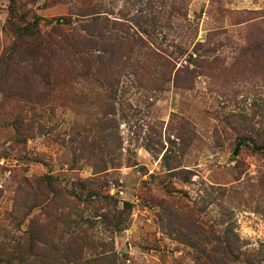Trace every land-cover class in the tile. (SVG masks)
Listing matches in <instances>:
<instances>
[{
    "label": "rangeland",
    "instance_id": "rangeland-1",
    "mask_svg": "<svg viewBox=\"0 0 264 264\" xmlns=\"http://www.w3.org/2000/svg\"><path fill=\"white\" fill-rule=\"evenodd\" d=\"M73 238L264 264V0H0V264Z\"/></svg>",
    "mask_w": 264,
    "mask_h": 264
},
{
    "label": "trees",
    "instance_id": "trees-1",
    "mask_svg": "<svg viewBox=\"0 0 264 264\" xmlns=\"http://www.w3.org/2000/svg\"><path fill=\"white\" fill-rule=\"evenodd\" d=\"M32 30L29 27H24L22 30L18 31V35L22 36V34H28V35H32ZM22 33V34H20ZM98 171H102L101 168L98 169ZM83 188V185H80V189ZM92 195H97L99 196V194L97 192H93ZM122 215L121 213H117L115 214L112 218H108V216H105L103 218V220L107 223V224H112L115 227H117L116 230H120L123 227V221L121 219ZM41 246L36 245V242H32L31 241V245H29L27 252H28V262H31V264H34V262H39L41 260V264H47V262H49L50 264H53L54 261V257L52 252H50L48 246H45V241H41ZM83 242L80 241V239H76L73 238L70 241L66 240L65 242H63L61 249H55L54 247H51L55 252L56 255L59 257V259H62L64 262L62 264H64L65 262H74L76 264H84L80 262V258L81 255L79 254H74L73 256L71 253H73L75 250H78L79 247H82ZM45 260L47 262H45ZM55 263V261H54Z\"/></svg>",
    "mask_w": 264,
    "mask_h": 264
},
{
    "label": "water",
    "instance_id": "water-1",
    "mask_svg": "<svg viewBox=\"0 0 264 264\" xmlns=\"http://www.w3.org/2000/svg\"><path fill=\"white\" fill-rule=\"evenodd\" d=\"M235 153H236V150H235Z\"/></svg>",
    "mask_w": 264,
    "mask_h": 264
}]
</instances>
